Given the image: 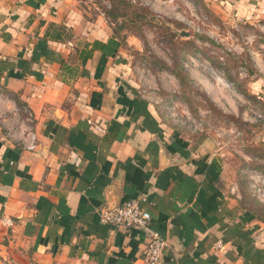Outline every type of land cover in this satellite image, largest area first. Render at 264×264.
Returning a JSON list of instances; mask_svg holds the SVG:
<instances>
[{"label": "crops", "instance_id": "crops-1", "mask_svg": "<svg viewBox=\"0 0 264 264\" xmlns=\"http://www.w3.org/2000/svg\"><path fill=\"white\" fill-rule=\"evenodd\" d=\"M69 1L0 0V264H147L140 231L99 218L130 200L166 243L159 264H264V225L224 190L214 142L174 130Z\"/></svg>", "mask_w": 264, "mask_h": 264}, {"label": "rangeland", "instance_id": "rangeland-1", "mask_svg": "<svg viewBox=\"0 0 264 264\" xmlns=\"http://www.w3.org/2000/svg\"><path fill=\"white\" fill-rule=\"evenodd\" d=\"M69 2L81 21L102 25L118 42L142 94L174 130L214 142L224 190L264 225V98L251 91L264 80V4L246 10L236 0ZM176 76L186 78L184 86Z\"/></svg>", "mask_w": 264, "mask_h": 264}, {"label": "built area", "instance_id": "built-area-1", "mask_svg": "<svg viewBox=\"0 0 264 264\" xmlns=\"http://www.w3.org/2000/svg\"><path fill=\"white\" fill-rule=\"evenodd\" d=\"M31 146L30 149H33ZM100 220L116 229L140 231L147 240L144 260L147 264H159L166 243L151 229V216L139 201L130 200L99 212Z\"/></svg>", "mask_w": 264, "mask_h": 264}, {"label": "trees", "instance_id": "trees-1", "mask_svg": "<svg viewBox=\"0 0 264 264\" xmlns=\"http://www.w3.org/2000/svg\"><path fill=\"white\" fill-rule=\"evenodd\" d=\"M62 35H63V33L62 32H59L57 35H56V38L57 39H61L62 38ZM165 69V68H164ZM167 69V68H166ZM165 69V70H166ZM177 77V79L179 80V83H181V85H185V80H186V78L185 77H180V76H176Z\"/></svg>", "mask_w": 264, "mask_h": 264}, {"label": "bare ground", "instance_id": "bare-ground-1", "mask_svg": "<svg viewBox=\"0 0 264 264\" xmlns=\"http://www.w3.org/2000/svg\"><path fill=\"white\" fill-rule=\"evenodd\" d=\"M220 84H225L224 81H222L221 79L217 78L216 79Z\"/></svg>", "mask_w": 264, "mask_h": 264}, {"label": "water", "instance_id": "water-1", "mask_svg": "<svg viewBox=\"0 0 264 264\" xmlns=\"http://www.w3.org/2000/svg\"><path fill=\"white\" fill-rule=\"evenodd\" d=\"M187 36V35H186ZM115 205H113L112 207H114ZM112 207H110V208H112Z\"/></svg>", "mask_w": 264, "mask_h": 264}]
</instances>
